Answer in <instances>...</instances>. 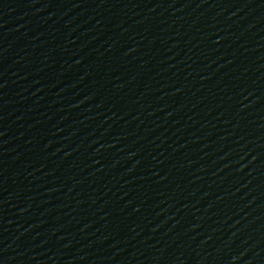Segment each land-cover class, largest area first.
Masks as SVG:
<instances>
[{
	"label": "water",
	"instance_id": "95a60500",
	"mask_svg": "<svg viewBox=\"0 0 264 264\" xmlns=\"http://www.w3.org/2000/svg\"><path fill=\"white\" fill-rule=\"evenodd\" d=\"M0 264H264V0H0Z\"/></svg>",
	"mask_w": 264,
	"mask_h": 264
}]
</instances>
